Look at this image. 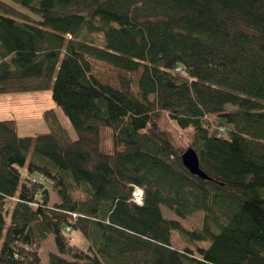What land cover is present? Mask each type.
I'll return each instance as SVG.
<instances>
[{"label":"trees","instance_id":"obj_1","mask_svg":"<svg viewBox=\"0 0 264 264\" xmlns=\"http://www.w3.org/2000/svg\"><path fill=\"white\" fill-rule=\"evenodd\" d=\"M51 87L79 138L0 121V264H264V0H0V94Z\"/></svg>","mask_w":264,"mask_h":264},{"label":"rangeland","instance_id":"obj_2","mask_svg":"<svg viewBox=\"0 0 264 264\" xmlns=\"http://www.w3.org/2000/svg\"><path fill=\"white\" fill-rule=\"evenodd\" d=\"M18 11L27 15L29 18H38L28 9L17 6ZM20 21H28L22 15L15 16ZM14 120L16 124L17 133L20 137H37L42 134L56 133L53 121L56 120L59 125L66 131L70 141H77L79 135L73 127L71 121L53 99L52 87L45 91L25 92V93H10L0 94V121ZM161 128L168 134L172 143L176 148L189 147L192 144V137L187 133L178 131L173 122L168 120V117L163 114L160 121ZM53 202H57L56 197L53 196ZM198 214H195L193 221H199ZM170 216V215H169ZM8 222L5 227V233L8 228ZM198 224V223H197ZM187 226H191L187 221ZM75 238V244L86 249L88 243L85 238L73 232L71 234ZM176 236V237H175ZM177 233H173V245L180 247L182 242L177 238ZM5 239L3 236L0 243V251ZM176 240V241H175ZM181 243V244H180ZM203 247H208L209 243H201ZM56 246L53 237H50L41 249V259L43 264H49L50 252H56Z\"/></svg>","mask_w":264,"mask_h":264},{"label":"water","instance_id":"obj_3","mask_svg":"<svg viewBox=\"0 0 264 264\" xmlns=\"http://www.w3.org/2000/svg\"><path fill=\"white\" fill-rule=\"evenodd\" d=\"M182 162L185 168L194 176L203 180H211L200 168L198 153L193 148H188L182 155Z\"/></svg>","mask_w":264,"mask_h":264},{"label":"built area","instance_id":"obj_4","mask_svg":"<svg viewBox=\"0 0 264 264\" xmlns=\"http://www.w3.org/2000/svg\"><path fill=\"white\" fill-rule=\"evenodd\" d=\"M143 195H144L143 190L140 189L139 187H136L133 200L137 205L140 206L143 205ZM74 217H76V215H74ZM68 231H70V228H68Z\"/></svg>","mask_w":264,"mask_h":264},{"label":"bare ground","instance_id":"obj_5","mask_svg":"<svg viewBox=\"0 0 264 264\" xmlns=\"http://www.w3.org/2000/svg\"><path fill=\"white\" fill-rule=\"evenodd\" d=\"M68 231V230H67ZM68 232H71V228H70V231H68Z\"/></svg>","mask_w":264,"mask_h":264}]
</instances>
